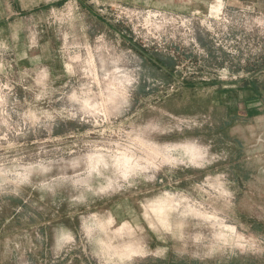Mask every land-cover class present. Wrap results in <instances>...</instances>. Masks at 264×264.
Listing matches in <instances>:
<instances>
[{
	"label": "rangeland",
	"instance_id": "rangeland-1",
	"mask_svg": "<svg viewBox=\"0 0 264 264\" xmlns=\"http://www.w3.org/2000/svg\"><path fill=\"white\" fill-rule=\"evenodd\" d=\"M55 0L0 43V264H264V0Z\"/></svg>",
	"mask_w": 264,
	"mask_h": 264
},
{
	"label": "crops",
	"instance_id": "crops-1",
	"mask_svg": "<svg viewBox=\"0 0 264 264\" xmlns=\"http://www.w3.org/2000/svg\"><path fill=\"white\" fill-rule=\"evenodd\" d=\"M54 2L55 0H0V43L5 42L8 36L15 42H23V15L33 17L41 10L51 7Z\"/></svg>",
	"mask_w": 264,
	"mask_h": 264
},
{
	"label": "bare ground",
	"instance_id": "bare-ground-1",
	"mask_svg": "<svg viewBox=\"0 0 264 264\" xmlns=\"http://www.w3.org/2000/svg\"><path fill=\"white\" fill-rule=\"evenodd\" d=\"M215 1L218 3V5L214 8H212V10L217 13L221 8L220 3H222V2L220 0H215Z\"/></svg>",
	"mask_w": 264,
	"mask_h": 264
}]
</instances>
